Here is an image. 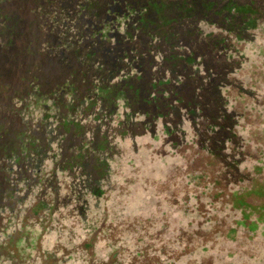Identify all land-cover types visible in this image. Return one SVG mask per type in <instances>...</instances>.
<instances>
[{
	"label": "rangeland",
	"instance_id": "rangeland-1",
	"mask_svg": "<svg viewBox=\"0 0 264 264\" xmlns=\"http://www.w3.org/2000/svg\"><path fill=\"white\" fill-rule=\"evenodd\" d=\"M258 1L257 26L243 39L230 36L224 53L210 42L215 26L199 23L204 32L210 31L205 37L210 43L195 36L191 44L201 54L197 72L189 69L200 76V111L178 108L170 116L175 130L171 134H165L161 119L146 129L118 134L124 108L120 106L117 115H104L100 106L92 109L84 125L93 130L81 138L93 133L100 140L104 134L111 143L102 194L88 197L79 179L64 171L50 175L47 159L43 182L32 185L8 213L7 227L0 232V264H264V0ZM204 5L216 14L220 11L217 0ZM181 6L179 2L180 11ZM34 23L19 34L15 31L8 43L0 42V75L5 76L0 80L14 85L7 88L10 97L15 89L23 91L19 77L26 78L27 71L35 77L25 82L26 90L38 74L46 84L61 76L58 82H63L66 71L76 65L66 55L68 66L63 68L56 53H45L50 27ZM177 30L185 34L188 29L181 24ZM212 71L223 76L213 95L215 87L208 84ZM5 90L0 84V128L12 142L20 129L21 108L17 99L4 101ZM157 95L145 89L138 97L150 103L165 93ZM218 111L224 114L218 123L231 125L230 139L220 140L222 127H209L201 118ZM4 112L7 121L1 119ZM35 113L23 117L30 120L38 117ZM124 117L140 119L134 114ZM65 136L72 138L71 132ZM23 196L16 192L14 198ZM35 196L53 197L54 204L31 212ZM239 199L249 211L246 218ZM88 238L93 239L89 247L83 243Z\"/></svg>",
	"mask_w": 264,
	"mask_h": 264
},
{
	"label": "trees",
	"instance_id": "trees-1",
	"mask_svg": "<svg viewBox=\"0 0 264 264\" xmlns=\"http://www.w3.org/2000/svg\"><path fill=\"white\" fill-rule=\"evenodd\" d=\"M35 1L40 14L53 25L46 32L48 42L43 44L48 51L44 52L56 53L63 68L68 66L66 55H70L76 65L66 71L63 82H58L61 76L46 84L41 75H36L33 87L38 96L50 98V105H55L56 109L60 108L57 104L63 102L56 127L64 137L65 132H71L72 137L79 139L84 132L83 114H90L98 106L104 115H117L121 106L125 109L124 116H140L136 121L121 116L117 122L118 134L135 132L136 128L146 129L157 119H161L165 134H171L175 130L170 125V116L176 114L178 108L192 114L200 111V76L193 72H197L200 63L197 58L201 54L191 48L192 39L197 36L206 43L211 42L213 48L220 46L224 53L228 38L243 39L246 31L257 26L261 11L258 0H217L220 7L217 14L204 5L214 0ZM179 2L181 11L177 8ZM201 22L214 25L217 32L212 31L210 37V31L204 32L199 26ZM181 24L188 29L185 34L177 30ZM205 37H210V42ZM210 74L208 84L213 83L215 87L210 91L213 95L215 90H220L223 76L217 75L216 71ZM145 89L156 97H159L157 92L165 93V96L148 103L138 97ZM62 94L70 99H62ZM222 116L224 114L218 111L201 118L207 120L209 127H222L220 140L230 139V123H218ZM41 133L33 136L25 126L19 133L20 149L26 153L44 149L40 143ZM107 147L108 139L102 134L93 149L86 148L100 156ZM237 204L243 210L242 218H246L249 215L246 204L242 199Z\"/></svg>",
	"mask_w": 264,
	"mask_h": 264
},
{
	"label": "flooded vegetation",
	"instance_id": "flooded-vegetation-1",
	"mask_svg": "<svg viewBox=\"0 0 264 264\" xmlns=\"http://www.w3.org/2000/svg\"><path fill=\"white\" fill-rule=\"evenodd\" d=\"M35 3V0H0V38L2 39L0 42L2 45L14 38L15 31L19 34L25 27L31 28L33 26L31 24L34 21V24H37L39 28L53 26L50 20L40 14V7H38V5L36 6ZM6 72L8 73V71ZM30 75L31 71H27L25 75L26 78H24V76L19 77L21 89H23V91L15 89L13 97H10V94L7 92V88L12 85H8L9 83L7 80H0L1 86L6 89L4 91L6 94L4 101L7 103L12 101V99H17L19 102L18 107L21 108L19 111L17 110V115L20 113L21 118L20 129L17 131V134L13 136L16 140L12 142L8 141L5 131L2 127L0 128V182H2L0 187V232H3L7 227L8 217H10L8 213H13V204L21 203L26 195L30 193L31 188H33L31 187L32 185L40 186L41 183L39 182H43L45 176L44 167L47 159L52 163L49 169L50 175H53L55 172L54 170H59L60 172H66L70 177L79 179L83 189L89 193L88 197L90 194L93 196L102 194V181L108 174L107 159L108 155H110L108 153L111 152V143L108 141L106 151L101 152L99 156L98 153L92 150L89 151L88 148H86L89 147L93 149L95 144L99 141L95 140L93 133L90 134V137L77 138L78 140L73 137L67 138L61 135L59 133L60 128L56 127V120H59L61 113L59 109L62 108L63 102L60 103V105L57 104L60 108L56 109L55 105H50V98L38 96V92H36L33 87L36 81H32L33 85L26 90L25 82L28 83L29 77H35V74L33 76ZM0 77L5 76L0 75ZM16 84H19V82ZM13 86L12 88L14 89ZM37 86L39 87V84ZM24 89L26 91H24ZM44 99L45 102L46 100H48V102L45 103ZM69 99L70 96L68 100ZM1 101H3V99H1ZM81 105L82 103L79 104V107ZM30 111L36 112L35 114H38V117L29 118L30 120L25 116L23 117V115L30 114ZM4 113V115L1 114V119L3 120L4 118V121H7L8 112ZM89 115L90 114H83L81 118L83 120V133L93 130L92 127L84 125L87 120L90 119ZM25 126L29 127L33 136H39L40 132H42L40 143L44 146V149L36 151L30 150L27 153L20 149L19 137L21 134L19 133L24 131ZM55 128L57 129V133L52 134L51 131L55 130ZM43 134L44 137L42 136ZM81 139L83 140L81 141ZM46 186H49L50 191L54 190V187H50V184H46ZM49 189L43 192L44 196ZM16 192L24 195L22 199L14 198ZM9 200L12 201L9 202ZM52 204H54L53 197L49 199L43 197L36 198V201L32 203V207L34 208L31 207V212L36 213L39 207L50 208ZM88 208L89 205L87 209ZM89 211L90 210H87L88 213ZM92 241V238H88L83 243L89 247Z\"/></svg>",
	"mask_w": 264,
	"mask_h": 264
}]
</instances>
